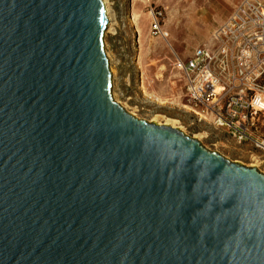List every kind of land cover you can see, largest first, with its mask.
<instances>
[{"label":"water","instance_id":"obj_1","mask_svg":"<svg viewBox=\"0 0 264 264\" xmlns=\"http://www.w3.org/2000/svg\"><path fill=\"white\" fill-rule=\"evenodd\" d=\"M103 0H0V264H264V174L113 98Z\"/></svg>","mask_w":264,"mask_h":264},{"label":"rangeland","instance_id":"obj_2","mask_svg":"<svg viewBox=\"0 0 264 264\" xmlns=\"http://www.w3.org/2000/svg\"><path fill=\"white\" fill-rule=\"evenodd\" d=\"M103 1L114 13V23L111 29L108 27L104 44L115 102L139 120L162 125L168 120L176 121L174 128L264 174L261 152L250 144L238 145L228 134L185 108L179 76L157 68L161 60L170 56L186 61L196 49L211 47L214 31L243 0ZM260 1L264 4V0ZM151 8L163 13L167 39L151 33Z\"/></svg>","mask_w":264,"mask_h":264},{"label":"built area","instance_id":"obj_3","mask_svg":"<svg viewBox=\"0 0 264 264\" xmlns=\"http://www.w3.org/2000/svg\"><path fill=\"white\" fill-rule=\"evenodd\" d=\"M151 33L167 39L163 13L151 8ZM213 45L186 61L170 56L159 71L178 75L184 106L200 120L264 155V4L243 0L213 33Z\"/></svg>","mask_w":264,"mask_h":264},{"label":"bare ground","instance_id":"obj_4","mask_svg":"<svg viewBox=\"0 0 264 264\" xmlns=\"http://www.w3.org/2000/svg\"><path fill=\"white\" fill-rule=\"evenodd\" d=\"M104 3H105V8H106V11H107L108 18H109V25H110L109 27L111 29V27L113 26V23H114V13H113V11L111 9V6L106 1H104ZM175 122L176 121L168 120L166 125L168 124V126L172 125L173 127H175L174 126Z\"/></svg>","mask_w":264,"mask_h":264}]
</instances>
